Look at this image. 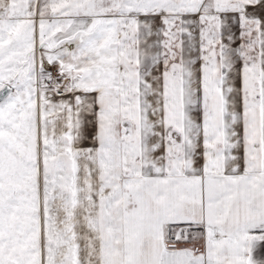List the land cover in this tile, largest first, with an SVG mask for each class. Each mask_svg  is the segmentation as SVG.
Masks as SVG:
<instances>
[{"label":"snow or ice","instance_id":"6c2138e0","mask_svg":"<svg viewBox=\"0 0 264 264\" xmlns=\"http://www.w3.org/2000/svg\"><path fill=\"white\" fill-rule=\"evenodd\" d=\"M0 264H264V0H0Z\"/></svg>","mask_w":264,"mask_h":264}]
</instances>
